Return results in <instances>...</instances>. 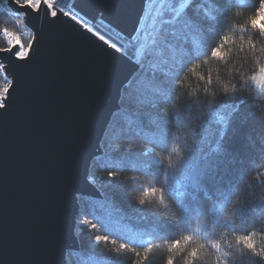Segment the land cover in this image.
Masks as SVG:
<instances>
[{
  "label": "trees",
  "instance_id": "1",
  "mask_svg": "<svg viewBox=\"0 0 264 264\" xmlns=\"http://www.w3.org/2000/svg\"><path fill=\"white\" fill-rule=\"evenodd\" d=\"M257 4L208 5L216 19L158 106L136 103L134 77L125 87L102 142L118 137L124 149L92 163L90 180L103 199L80 198L81 248L69 252L68 264H138L149 250L145 264H165L173 254L177 264H190L185 256L197 249V264H264L248 244L264 250V91L253 84L264 68V34L246 22ZM17 23L22 19L0 0V25L14 30ZM217 45L223 59L211 53ZM110 172L116 180H105ZM103 203L118 215L99 208ZM97 236L109 242L96 243Z\"/></svg>",
  "mask_w": 264,
  "mask_h": 264
},
{
  "label": "water",
  "instance_id": "2",
  "mask_svg": "<svg viewBox=\"0 0 264 264\" xmlns=\"http://www.w3.org/2000/svg\"><path fill=\"white\" fill-rule=\"evenodd\" d=\"M145 1L73 5L85 19L134 35ZM17 15L40 42L28 64L0 53L19 76L0 110V264H68L81 248L80 197L103 199L90 170L135 68L73 21Z\"/></svg>",
  "mask_w": 264,
  "mask_h": 264
},
{
  "label": "snow or ice",
  "instance_id": "3",
  "mask_svg": "<svg viewBox=\"0 0 264 264\" xmlns=\"http://www.w3.org/2000/svg\"><path fill=\"white\" fill-rule=\"evenodd\" d=\"M216 2L217 0H180L178 6H175L172 0H159V6L154 5V12L149 14L151 23L144 30L145 35L141 39L129 34H110L109 31L97 28L94 24L90 26L82 16H79L72 4H65L61 7L58 0H7L15 15L27 16L28 12L35 15L44 13L48 16L50 23L61 18L75 22L82 32L95 37L110 52L134 65L136 103H152L156 106L162 100L167 99L169 80L179 74L185 58L192 49L199 46L207 29L206 25L216 19L213 9L208 7ZM166 4L169 5L167 9L164 7ZM201 13H203V17H201ZM246 22L258 34H264V0H258L257 6L247 16ZM0 34L7 38L8 45V47L0 48V53L11 56L17 66L22 63L28 64L32 60L33 54L39 51V35H34L31 43H27V47H25L18 33L10 31L2 25H0ZM211 53L215 54L216 59H223L224 46L217 45L211 49ZM0 70L4 73V82L0 84V98H3L4 102L0 103V110H5L8 98L17 90L19 76L18 69L17 71L11 70V64L0 63ZM253 78L255 79V75ZM117 139L118 137L105 141L101 155L106 156L113 150L124 149ZM117 175L116 172H110L105 180H116ZM98 207L107 209L110 215H118L116 210L107 203L100 204ZM83 223L90 224L93 229L97 228V224L89 221H83ZM116 224L118 227H126L119 221ZM100 241L109 242V239L97 236L95 242L99 243ZM180 243V241H172L170 247L179 248ZM253 249H255L253 256L264 262V250L258 249L255 243L249 250ZM117 250H119V246ZM150 252L151 250L141 252L138 264H145V261L149 259ZM199 259L198 249L189 250V254L185 256V260H190V264H197ZM165 264H177L175 255L166 258Z\"/></svg>",
  "mask_w": 264,
  "mask_h": 264
},
{
  "label": "built area",
  "instance_id": "4",
  "mask_svg": "<svg viewBox=\"0 0 264 264\" xmlns=\"http://www.w3.org/2000/svg\"><path fill=\"white\" fill-rule=\"evenodd\" d=\"M58 2L60 3L61 7H63L65 4H74L75 0H58ZM158 7L159 6V0H146L145 1V6H144V10H143V15L140 19L137 31L135 32L134 36H138L141 39L144 37L145 35V29L146 27L151 23V20L149 18V14L150 12H154V7L153 6ZM165 9H167L169 7V5H165L164 6ZM85 19V18H84ZM88 24L91 25H95L97 28H102L104 31H109L110 34H115L118 33L117 31H115L114 29H112L110 26L106 25L105 23H103L101 20H96V21H92L90 19H85ZM11 31V30H10ZM14 32L18 33L20 35L21 41L24 44L25 43V39H27V37H29L30 35V31L26 28L23 27L21 25H19L17 23V28L16 30H14ZM0 38L7 44V38L4 37L2 34H0ZM8 47V45H7ZM0 63H3L2 61H0ZM5 64V63H3ZM2 71V70H0ZM255 79L253 78V84L257 86V88L261 91H264V71L259 70L257 71L255 74ZM4 82V73L0 72V84H2ZM3 98H0V103H2Z\"/></svg>",
  "mask_w": 264,
  "mask_h": 264
},
{
  "label": "rangeland",
  "instance_id": "5",
  "mask_svg": "<svg viewBox=\"0 0 264 264\" xmlns=\"http://www.w3.org/2000/svg\"><path fill=\"white\" fill-rule=\"evenodd\" d=\"M143 13V12H142ZM17 28V27H16ZM15 28V29H16ZM14 29V30H15ZM31 39H32V36H31V38H30V35H29V37H27V39H25V43H24V46L25 47H27V43H30L31 42ZM260 70H262V69H260ZM259 71V70H258ZM263 71H264V68H263ZM81 198V197H80ZM96 200H98V199H96ZM80 208H81V203H80ZM79 212H80V210H79ZM78 216H79V214H78ZM78 219V218H77ZM77 233V232H76Z\"/></svg>",
  "mask_w": 264,
  "mask_h": 264
},
{
  "label": "bare ground",
  "instance_id": "6",
  "mask_svg": "<svg viewBox=\"0 0 264 264\" xmlns=\"http://www.w3.org/2000/svg\"><path fill=\"white\" fill-rule=\"evenodd\" d=\"M142 15H143V13H142ZM142 15H141V17H142ZM17 16H19V15H17ZM20 18H21V16H19ZM22 19V18H21ZM98 20V19H97ZM23 21V20H22ZM23 27H26L25 25H24V23H23V25H22ZM29 31H30V29L28 28V27H26ZM11 31H14V30H11ZM30 33L32 34V32L30 31ZM32 37H33V35H32ZM32 40V39H31ZM31 43V42H30ZM117 113V112H116ZM113 119V118H112ZM109 128V127H108Z\"/></svg>",
  "mask_w": 264,
  "mask_h": 264
},
{
  "label": "clouds",
  "instance_id": "7",
  "mask_svg": "<svg viewBox=\"0 0 264 264\" xmlns=\"http://www.w3.org/2000/svg\"><path fill=\"white\" fill-rule=\"evenodd\" d=\"M248 244H249V247H251V245H252V242L249 240V241H248Z\"/></svg>",
  "mask_w": 264,
  "mask_h": 264
}]
</instances>
